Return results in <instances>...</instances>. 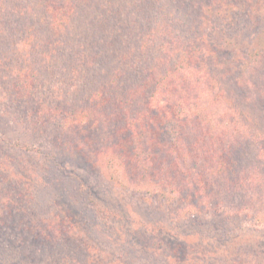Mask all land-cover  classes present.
<instances>
[{"label":"trees","instance_id":"16d2710c","mask_svg":"<svg viewBox=\"0 0 264 264\" xmlns=\"http://www.w3.org/2000/svg\"><path fill=\"white\" fill-rule=\"evenodd\" d=\"M22 1L0 0V41L5 38L3 43L11 46L15 57L12 80L6 84L0 80V106L19 115V120L24 118L38 145L43 141L42 146L46 143L56 150L117 156L118 167L128 168L136 185L159 191L166 184L162 179L165 166L160 163H166L165 168H173V177L180 176L191 186L192 194L185 201L191 214L199 213L202 203L209 200L201 196L205 194L200 188L203 183L207 187L208 176L216 180L214 200L220 206L231 200L235 213L248 215L255 205L254 218L264 217V68H253L257 75L252 78L242 77L250 54L248 43L239 42L240 33H254L255 28L264 32L259 14L264 0ZM23 13L30 14L32 21L22 18ZM90 18L111 29L107 38L113 36L119 46L103 47L117 65L86 96L68 100L55 85L67 82L65 78L58 75L48 85L42 69L57 63L68 37L78 41L86 37L84 31L89 28L75 30V25L80 19L89 23ZM240 25L238 34L225 37L227 29ZM42 26L45 33L40 31ZM215 30H219L216 40L212 37ZM84 40L90 45V36ZM97 55L100 52H80L74 73L82 81L73 84V90L87 86L82 68L91 70ZM52 73L49 77L54 78L58 69ZM223 73L227 82L221 81ZM53 128L57 129L52 132ZM19 143L15 144L18 149L37 147ZM194 167L208 170L192 173ZM176 168L187 169L182 173ZM48 173L41 177L30 170L24 176L28 199L40 182L47 186L60 177L56 170ZM66 179L65 190L59 192L67 194L65 203L60 198L55 201L57 211L45 219L47 232L33 226L30 213L19 223L23 229L20 247L7 254L6 264H29L26 261L38 259L37 252L75 240L71 235L76 221L73 204L86 208V196L80 181ZM6 223L2 220L0 235L1 227L18 224Z\"/></svg>","mask_w":264,"mask_h":264},{"label":"rangeland","instance_id":"374dc122","mask_svg":"<svg viewBox=\"0 0 264 264\" xmlns=\"http://www.w3.org/2000/svg\"><path fill=\"white\" fill-rule=\"evenodd\" d=\"M262 10L259 11L262 15L261 28L264 26ZM21 17L32 21L30 14L23 13ZM91 20L90 18L89 23H86L84 19H80L79 24L75 25V30L79 27L82 30L89 28L87 32L83 31L86 37L90 36V45L85 42L86 37L80 41L68 37L61 48L62 56L56 58L57 63L52 64L50 69L47 66L42 69L43 82L48 85L52 86L58 75L65 78L67 82H57L55 85L68 100L71 97L86 96L117 65L116 59L110 61L109 55H105L107 45L111 46L110 49L114 48L111 44L119 46L112 40L113 36L107 38L111 29L97 20ZM33 24L39 28V24ZM41 28L40 31L45 33L44 26ZM240 28L241 25L232 30L227 29L225 37L238 34ZM254 30V33L250 31L251 33L239 34V42L244 40L248 43L246 48L250 54V60L245 62L241 70L242 77L252 78L253 74L257 75L254 70L264 68V51H259V48H264V32L257 28ZM218 36L219 30H215L213 39L216 40ZM221 36L223 38V34ZM3 41L4 37L0 41V80H4L1 84H6L13 78L15 57L11 46ZM125 41L127 44L128 40ZM81 51L83 55H93L94 52H100L101 55H97L95 66L91 70L82 68L87 75V86L73 90L71 86L82 81L74 73L78 69L76 66ZM57 69L55 77H49ZM231 71L233 73V69ZM227 77L223 73L221 81ZM19 119V115L11 111L8 113L0 106V224L2 220L8 224L18 223L14 228L1 227L4 231L0 235V264L7 263V254L14 247H20L18 237L23 234L20 232L21 225L30 217V213L33 216V226L47 232L45 219H50L57 211L55 201L60 198L65 203L67 194L63 192L59 195V192L65 190L66 178L71 183L80 181L82 193L86 196V208L73 204L76 221L71 235H74L75 240L71 244L54 246L46 252H37L38 259L26 261L29 264H238L242 260L249 264H264V217L254 218L255 205L248 215L235 213L237 208L231 200H224V205L220 206L214 200L215 179L206 176L207 187L203 183L200 188L205 194L201 196L208 197L209 200L202 203L199 213L191 214L187 212L185 202L188 200L186 197L192 194L191 186L180 176L173 177V168H165L166 163H160L165 166L162 168V179L166 183L163 191H159L157 187L136 185V179L129 178L128 168L118 167L117 156L99 151L90 155L88 150H56L46 143L45 147L42 146L43 141L38 145L30 126L26 125L24 118ZM17 140L29 145L34 143L37 147L32 150L26 147L18 149L15 144H22L13 142ZM98 149L100 148L97 147L96 150ZM249 154L251 157L253 150ZM29 163L33 166L28 165ZM186 169L174 170L184 173ZM30 170L41 177L49 176L50 170H56L60 177L47 186L40 182L39 187L32 192V199H28L26 186L22 181ZM203 170L207 171L208 168L194 167L191 172ZM144 188L149 191L145 192ZM210 190H213L212 193ZM22 192L25 195L20 198ZM237 205L240 206L241 203L237 202ZM29 245L32 244L28 243L27 246ZM29 249L36 253L34 246Z\"/></svg>","mask_w":264,"mask_h":264}]
</instances>
